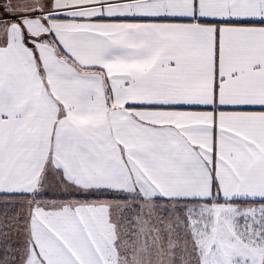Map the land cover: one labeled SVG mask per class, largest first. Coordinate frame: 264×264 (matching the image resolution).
Returning <instances> with one entry per match:
<instances>
[{"label":"snow or ice","instance_id":"snow-or-ice-1","mask_svg":"<svg viewBox=\"0 0 264 264\" xmlns=\"http://www.w3.org/2000/svg\"><path fill=\"white\" fill-rule=\"evenodd\" d=\"M0 264H264V0H0Z\"/></svg>","mask_w":264,"mask_h":264}]
</instances>
